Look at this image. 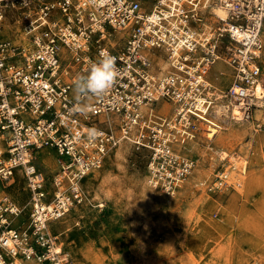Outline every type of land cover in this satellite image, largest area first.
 Masks as SVG:
<instances>
[{"label": "built area", "instance_id": "obj_1", "mask_svg": "<svg viewBox=\"0 0 264 264\" xmlns=\"http://www.w3.org/2000/svg\"><path fill=\"white\" fill-rule=\"evenodd\" d=\"M9 16L25 35L0 38V179L19 172L28 200L0 197V264H74L50 222L84 202V180L122 142L147 150L149 186L175 195L197 164L190 141L228 121L264 127V0H0V30ZM102 51L115 57L113 86L78 102L73 80ZM221 57L233 75L224 97L209 75ZM44 146L56 171L38 166Z\"/></svg>", "mask_w": 264, "mask_h": 264}, {"label": "rangeland", "instance_id": "obj_2", "mask_svg": "<svg viewBox=\"0 0 264 264\" xmlns=\"http://www.w3.org/2000/svg\"><path fill=\"white\" fill-rule=\"evenodd\" d=\"M8 18L9 34L1 38L19 41L20 24ZM223 65L209 74L221 90L231 82ZM262 71L264 82V50ZM187 148L197 164L175 195L149 186L147 150L126 142L108 154L84 180V202L51 224L53 232L64 231L60 241L74 264H264V127L229 122L213 139L201 134ZM46 150L55 154L41 149L39 160ZM224 157L233 167L225 172L231 184L222 185ZM48 167L56 171L57 162ZM25 182L19 172L0 179V197L26 205ZM26 210L19 220L27 221Z\"/></svg>", "mask_w": 264, "mask_h": 264}, {"label": "clouds", "instance_id": "obj_3", "mask_svg": "<svg viewBox=\"0 0 264 264\" xmlns=\"http://www.w3.org/2000/svg\"><path fill=\"white\" fill-rule=\"evenodd\" d=\"M117 75L115 57L101 52L92 62L86 74H78L73 80L75 98L79 102L89 96L103 97L112 88Z\"/></svg>", "mask_w": 264, "mask_h": 264}, {"label": "bare ground", "instance_id": "obj_4", "mask_svg": "<svg viewBox=\"0 0 264 264\" xmlns=\"http://www.w3.org/2000/svg\"><path fill=\"white\" fill-rule=\"evenodd\" d=\"M213 11L218 15V16H223L224 15V12L221 10V9H219V8H213ZM16 29V28H15ZM16 32V31H15ZM8 32L6 31V28H4V29H1L0 30V38L1 37H7L8 36ZM262 34L264 35V27H263V30H262ZM24 32L22 31V28H21V26H19V31H18V37H24ZM160 57H161V63H162V67H163V70H165L166 68H167V66H168V60L165 58V56H162V53L160 54ZM222 60L224 61V59H223V57H221L220 59H218L217 60V62H216V64L214 65V67L218 64L219 66H221V65H223V63H222ZM225 63V62H224ZM226 64V63H225ZM224 64V65H225ZM223 65V66H224ZM225 68L228 70V71H230V74H231V79H230V81H232V78H233V75H232V70H231V68L226 64L225 65ZM220 74L221 75H223V72H220ZM258 89H260V87H258ZM225 90H226V88L224 89V90H221V89H219V94L222 96V97H224V92H225ZM164 109L167 111V112H169V111H171V109H172V105L170 104V103H168V102H165L164 103ZM228 123H229V121H228ZM122 143H126V142H122ZM121 143V144H122ZM44 148H51L50 146H44V147H42V148H40L37 152L39 153V151L41 150V149H44ZM51 149H53V148H51ZM53 150H55V149H53ZM43 153V155H42V157H41V159L39 160L38 158H36L37 159V163H38V166L39 167H41V168H43V169H48V168H50V167H48V165H54L56 162H57V167H58V163H59V159H58V154H57V152H56V150H55V154L54 153H52L51 151H49V150H46V151H42ZM49 154V155H48ZM225 154V153H224ZM235 159V158H234ZM236 160V159H235ZM43 161V162H42ZM44 163V164H43ZM46 167H48V168H46ZM235 165V164H234ZM236 166V165H235ZM51 170V169H50ZM243 171V170H242ZM237 180H238V182H242V178L240 177H237ZM100 206H102V204L100 205ZM71 211H73V210H71ZM70 211V212H71ZM69 212V213H70ZM68 213V214H69ZM67 214V215H68ZM66 215V216H67ZM62 219V218H61ZM61 219H59V220H61ZM59 220H54V221H51L50 222V227H49V231L50 232H52V233H55V232H53L52 231V229H51V224L53 223V222H56V221H59ZM28 226V222L27 221H25V223H24V227H27ZM64 232V231H63ZM63 232H59V233H55V234H58V235H62L63 234ZM35 263V262H34ZM24 264H33L32 262H31V260H26L25 262H24ZM36 264V263H35Z\"/></svg>", "mask_w": 264, "mask_h": 264}, {"label": "crops", "instance_id": "obj_5", "mask_svg": "<svg viewBox=\"0 0 264 264\" xmlns=\"http://www.w3.org/2000/svg\"><path fill=\"white\" fill-rule=\"evenodd\" d=\"M50 149V148H49ZM43 162V161H42ZM44 164V163H43ZM45 166V165H44ZM46 167V166H45ZM47 168V167H46Z\"/></svg>", "mask_w": 264, "mask_h": 264}]
</instances>
